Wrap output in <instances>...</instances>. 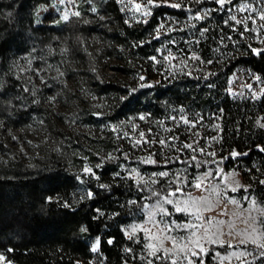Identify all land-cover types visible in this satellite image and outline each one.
I'll use <instances>...</instances> for the list:
<instances>
[{"label":"rangeland","instance_id":"obj_1","mask_svg":"<svg viewBox=\"0 0 264 264\" xmlns=\"http://www.w3.org/2000/svg\"><path fill=\"white\" fill-rule=\"evenodd\" d=\"M135 4L142 5L139 11ZM13 7L3 9L0 18L12 19L18 5ZM24 13L19 18H33L35 29L22 32L21 51L9 56L12 74L25 90L8 92L0 79V171L33 170L61 160L78 179L97 180L104 165L117 162L116 174L133 180L146 197L153 196L142 209L143 218L123 228L128 239L143 237L146 242L138 264L254 261L263 249L250 241L264 242V165L244 167L237 159L247 152L231 151L224 143L218 102L209 109L175 98L155 99L149 86L163 88L191 79L202 87L248 50L263 51L264 0H232L224 8L215 0H36ZM122 21L144 30L143 41H112ZM62 25L68 26L66 32ZM218 78L210 90L233 101L250 106L264 95L261 78L242 66L233 69L223 90L224 77ZM97 82L113 90L104 95ZM139 91L146 92L144 99L122 115L125 100ZM32 101L51 116V124L31 111ZM92 117L98 120L95 124ZM248 118L257 120L264 133V114ZM162 172L168 175L160 176ZM206 173L212 175L205 178ZM198 177L202 187H192ZM177 188L182 192L169 197L173 204L164 203L161 198ZM177 206L184 210L176 211ZM153 235L157 239L147 238ZM166 236L175 238L179 247ZM189 239L198 240L203 251ZM242 239L249 242L241 244ZM149 243L160 249L155 256ZM93 249L98 255V241ZM165 249L173 251L166 255ZM0 256V264H11ZM89 264L105 263L97 257Z\"/></svg>","mask_w":264,"mask_h":264},{"label":"trees","instance_id":"obj_2","mask_svg":"<svg viewBox=\"0 0 264 264\" xmlns=\"http://www.w3.org/2000/svg\"><path fill=\"white\" fill-rule=\"evenodd\" d=\"M46 1L41 0V3ZM34 3L36 0H0V14L3 9L14 10L13 6L18 5L12 19L6 21L0 18V79L5 81L8 92L12 89L23 93L25 90L22 81L16 80L12 74L9 55L13 51H21L22 32L32 33L35 29L33 18H19L20 13L25 12L26 15L27 8ZM108 7L114 15L117 14L112 3ZM119 27V33L111 38L112 41L119 44L143 41L144 30L130 28L123 21ZM62 29L66 32L68 26L62 25ZM144 50L140 48V51ZM238 66L258 75L264 87V50H248L246 55L221 68L210 80L203 81L205 86H198L194 80L186 79L163 88L149 86V90L156 92L155 99L163 96L166 99L175 98L196 108L212 109L214 103L218 102L217 107L223 111L224 143L231 151L247 152L246 156L237 159L247 168L253 162L264 165V133L259 129L257 120L248 118L264 114V95L249 106L219 94L217 89L210 90L219 76L224 77L221 90L225 89L228 76ZM94 84L104 95L113 90L105 84ZM143 93L132 94L119 112L124 115L138 106L144 99ZM30 104L31 111L48 124L52 123L51 116L48 117L36 101ZM97 121L91 118L92 123ZM116 163L104 165L98 172L97 180L85 176L78 179L61 160L33 170L1 169L0 253L6 261L11 264H89L99 257L105 264H138L140 255L146 253V242L142 240L143 237L140 241L128 239L123 228L143 218L142 209L153 200V196L146 197L144 190L136 187L133 180L116 174ZM222 165L227 167L226 164ZM96 241L99 242L98 255L92 251ZM261 252L264 249L258 251L259 255L254 261L246 260L238 264H264Z\"/></svg>","mask_w":264,"mask_h":264},{"label":"snow or ice","instance_id":"obj_3","mask_svg":"<svg viewBox=\"0 0 264 264\" xmlns=\"http://www.w3.org/2000/svg\"><path fill=\"white\" fill-rule=\"evenodd\" d=\"M146 2H147V3H152V0H146ZM215 2H216L218 5H220L221 8H224V6H225L226 4H231L232 0H215ZM171 6H172V7H178V5H175V4H173V5H171ZM141 7H142L141 4H135V9H136L137 11H139V10L141 9ZM238 10H239V11H244L245 9H244V8H240V9H238ZM74 14H75V15H78V13H74ZM206 14H207V13H205V15H206ZM67 18H68L67 16L64 17L65 20H66ZM200 18H201V17H199V16L196 17V19H200ZM231 19H232V20H235L237 24H241V23H242V21H240V20H236V17H235V16L231 17ZM260 19H261V20H264V15H261V16H260ZM254 51H255V50H254ZM141 119H143V117H141ZM184 123L187 124V123H189V121L185 120ZM138 143H139V142H138ZM160 143L163 144L164 141H160ZM183 147H185V148H192V145H191V144H185V145H183ZM232 155L235 156V155H237V154H236V153H233ZM192 159L195 160V157H192ZM85 171H86V172H89L90 169H85ZM159 175H160V176H167L168 173H167V172H162V173H159ZM209 175H212V174H211V173H206V174H205V178H206L207 176H209ZM202 185H203V180H202L201 178H199V177L196 178L195 181L191 182V186H192V187H195V188H201ZM233 191H235V189H233ZM178 192H182V189L177 188L175 191L169 192L167 195H165V196L162 197L161 199L163 200L164 203H167V204H173V200L169 199V197H175V196L177 195ZM232 202L235 203V201H232ZM182 210H184V209H181V208L178 207V206L176 207V211H182ZM161 211L163 212L164 215H170V213H168L166 209H161ZM262 223H264V222H262ZM176 227H183V226H181V225H176ZM192 227H195V225H192ZM143 230H144V231H150V230H147V229H143ZM134 231H135V230H134ZM168 231H171V229L169 228ZM253 231H255V229H254ZM192 236H195V233H194V232L192 233ZM147 238H149V239H157V237L154 236V235L151 236V237H147ZM165 239H170V240H172V243H173L174 247H179V244L177 243V240H176L175 238L170 237V236H166ZM181 239H183V238H181ZM210 242H211V243H216L217 241H216V240H211ZM248 242H249V241H248L247 239H242V240L240 241L241 244H246V243H248ZM250 242L256 244V247H257V248L264 249V242H257L256 239H252ZM189 243L196 244L198 247H200V251H203V248H202V246L199 245L198 240H191V239H189ZM228 246H229V247H233V245H231V244H229ZM147 247L150 248V249H152L151 254H152L153 256H155V255L157 254V252L160 251V249L157 248V246H156L155 244H152V243H149V244L147 245ZM184 247H187V245H185ZM93 250H95V249H93ZM183 250H184V248H180V251H183ZM172 251H173V249H165V250H164V252H165L166 255L170 254ZM198 254H199V253H197V252H192V255H193V256H196V255H198ZM241 255H243V253H241ZM261 255H264V252H261ZM237 258H239V257H237ZM0 259H3V257L0 256ZM149 264H151V261H149ZM170 264H177V260H176V259H171ZM189 264H192V262L189 261ZM201 264H202V262H201Z\"/></svg>","mask_w":264,"mask_h":264}]
</instances>
